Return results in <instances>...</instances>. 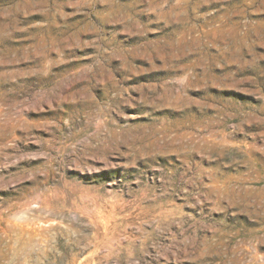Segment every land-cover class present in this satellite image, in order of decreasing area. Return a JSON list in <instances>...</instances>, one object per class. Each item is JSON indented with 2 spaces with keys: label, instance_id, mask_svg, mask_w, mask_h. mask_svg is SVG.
I'll list each match as a JSON object with an SVG mask.
<instances>
[{
  "label": "rangeland",
  "instance_id": "1",
  "mask_svg": "<svg viewBox=\"0 0 264 264\" xmlns=\"http://www.w3.org/2000/svg\"><path fill=\"white\" fill-rule=\"evenodd\" d=\"M0 264H264V0H0Z\"/></svg>",
  "mask_w": 264,
  "mask_h": 264
}]
</instances>
